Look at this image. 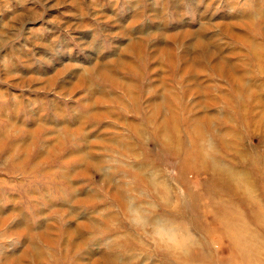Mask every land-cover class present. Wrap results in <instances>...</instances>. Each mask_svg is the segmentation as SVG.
<instances>
[{
  "label": "rangeland",
  "instance_id": "rangeland-1",
  "mask_svg": "<svg viewBox=\"0 0 264 264\" xmlns=\"http://www.w3.org/2000/svg\"><path fill=\"white\" fill-rule=\"evenodd\" d=\"M150 178L185 264H264V0H0V264H177L123 217Z\"/></svg>",
  "mask_w": 264,
  "mask_h": 264
},
{
  "label": "clouds",
  "instance_id": "clouds-1",
  "mask_svg": "<svg viewBox=\"0 0 264 264\" xmlns=\"http://www.w3.org/2000/svg\"><path fill=\"white\" fill-rule=\"evenodd\" d=\"M135 183L134 180L129 181L122 213L136 247L141 251L168 256L177 264H185L198 249L199 237L187 222L174 218L177 215L175 210L170 201L163 198V192L153 179H148L147 186L139 191ZM162 208L168 209V212L161 213ZM127 238L126 235H117L113 240Z\"/></svg>",
  "mask_w": 264,
  "mask_h": 264
},
{
  "label": "bare ground",
  "instance_id": "bare-ground-1",
  "mask_svg": "<svg viewBox=\"0 0 264 264\" xmlns=\"http://www.w3.org/2000/svg\"><path fill=\"white\" fill-rule=\"evenodd\" d=\"M214 67V66H213ZM223 67V66H222ZM222 67H219L218 65H216L214 68V70H216V71H218L217 73H219V75H221L222 74ZM200 121V120H199ZM196 123V122H195ZM197 123H198V120H197ZM215 166V165H214ZM214 170V169H213ZM227 169H224V170H222L223 171V173L221 172V170L220 169H218L217 170V173H218V175L219 176H224L225 175V177L226 178H228V177H231L232 179L234 178V180H236V181H238L239 182V180L238 179H242V181L241 182H243V178H245V177H243L242 175H240V176H235V175H231V174H229L230 172L229 171H226ZM220 172H221V175H220ZM227 175V176H226ZM242 176V177H241ZM226 178H223V179H225L224 181L226 182V181H228V180H226ZM230 178V179H231ZM246 190H248V189H246ZM249 191V190H248ZM246 195V194H245ZM227 226H229V225H227ZM84 227V226H83ZM239 251L241 252V254H242V258L244 257V255H245V251H246V249H245V247H240L239 248Z\"/></svg>",
  "mask_w": 264,
  "mask_h": 264
}]
</instances>
